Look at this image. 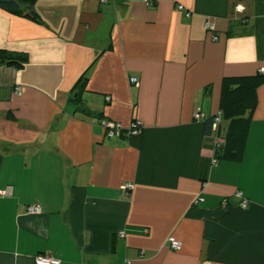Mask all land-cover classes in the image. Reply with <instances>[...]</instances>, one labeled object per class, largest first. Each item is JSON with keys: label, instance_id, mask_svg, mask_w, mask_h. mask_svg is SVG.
I'll use <instances>...</instances> for the list:
<instances>
[{"label": "crops", "instance_id": "crops-1", "mask_svg": "<svg viewBox=\"0 0 264 264\" xmlns=\"http://www.w3.org/2000/svg\"><path fill=\"white\" fill-rule=\"evenodd\" d=\"M34 10L39 22L0 8V50L28 56L0 55V189L12 187L0 196V264L38 253L62 264H264V82L238 160L215 158L228 119L205 132L223 78L248 87L264 67V0H36ZM101 118L143 128L109 137ZM33 203L40 213L26 211Z\"/></svg>", "mask_w": 264, "mask_h": 264}, {"label": "trees", "instance_id": "trees-1", "mask_svg": "<svg viewBox=\"0 0 264 264\" xmlns=\"http://www.w3.org/2000/svg\"><path fill=\"white\" fill-rule=\"evenodd\" d=\"M36 0H0V8L5 11L24 17H29L39 22V16L34 10ZM261 53V52H260ZM1 57L5 56L8 62L17 65L24 64L28 56L26 53L11 54L4 50H0ZM263 55V53H261ZM264 56V55H263ZM252 85L244 87L241 82L243 78L240 77H224L222 82L223 96L221 102V115L223 118L229 120L227 132L224 135V143L221 141L215 151V158L224 159L233 157L232 159H239L243 153L245 140L247 137L250 111L253 106V95L255 87L264 82V72L250 78ZM249 111V115L245 116V112ZM213 116L205 120V132L211 134V125Z\"/></svg>", "mask_w": 264, "mask_h": 264}, {"label": "built area", "instance_id": "built-area-1", "mask_svg": "<svg viewBox=\"0 0 264 264\" xmlns=\"http://www.w3.org/2000/svg\"><path fill=\"white\" fill-rule=\"evenodd\" d=\"M142 1L146 5H149V6L154 4V0H142ZM177 8L179 10H185V8L182 4H178ZM242 9H243V7L240 4H238L236 6L237 11H241ZM190 14H191L190 11L185 10L186 16H190ZM204 26L207 30H213L214 29V26L209 21H206ZM213 38L216 39V36H213ZM259 72H264V67H260ZM129 81L132 84H135V85L138 84V79L135 76H131L129 78ZM15 91H16V93L20 94V87H16ZM106 99H108V97H106ZM194 117L197 120L204 119V115L200 111H196L194 113ZM221 118H222L221 111H217L213 116V121H212V125H211L212 131L217 132L218 125L221 121ZM99 122H100L101 127H103L105 134L109 137L119 135L121 133H124L125 135H137V134L141 133L142 128H143L141 121L137 120V119L131 121L130 125L127 128H123L119 122L113 121V120H110L107 118H101ZM216 142H218V141L216 140ZM121 188L124 191L130 190L133 188V184L132 183H124L121 186ZM11 193H12V187L11 186L0 189V196H9V195H11ZM233 195L239 200L240 207H246L247 206L248 200L244 197L243 192L241 190H239V189L235 190ZM26 211L30 214H38L41 212V208L37 203H33V204H29L26 207ZM119 236H121V237L124 236V232L120 231ZM168 243H169V246L175 250L180 249V247H181V242L179 240H177L174 236L168 237ZM33 258H34L35 264H62V262L59 258H57L54 255H51L49 253H38Z\"/></svg>", "mask_w": 264, "mask_h": 264}, {"label": "rangeland", "instance_id": "rangeland-1", "mask_svg": "<svg viewBox=\"0 0 264 264\" xmlns=\"http://www.w3.org/2000/svg\"><path fill=\"white\" fill-rule=\"evenodd\" d=\"M229 157H230V159L233 158V157H231V156H229ZM234 160H236V159H234ZM232 164L236 165V169H237V170H240V168L242 167V165H240V162H238V163L234 162V163H232Z\"/></svg>", "mask_w": 264, "mask_h": 264}]
</instances>
